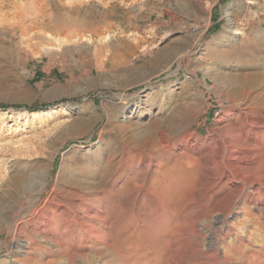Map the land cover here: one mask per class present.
Returning a JSON list of instances; mask_svg holds the SVG:
<instances>
[{"label": "rangeland", "instance_id": "obj_1", "mask_svg": "<svg viewBox=\"0 0 264 264\" xmlns=\"http://www.w3.org/2000/svg\"><path fill=\"white\" fill-rule=\"evenodd\" d=\"M240 84L264 105V0H0V264H264L205 167Z\"/></svg>", "mask_w": 264, "mask_h": 264}, {"label": "bare ground", "instance_id": "obj_2", "mask_svg": "<svg viewBox=\"0 0 264 264\" xmlns=\"http://www.w3.org/2000/svg\"><path fill=\"white\" fill-rule=\"evenodd\" d=\"M233 34L238 35V31H234ZM223 99L229 103V107L214 119V124L218 126L217 131L215 130L217 134L214 139L215 147L213 151H209L205 160L207 171L212 174L211 177L215 176L213 191L217 193L224 184L231 205L236 206L237 201L243 198L241 202L264 208V199L259 197L263 191L264 198V184L259 181V175L264 177V115L256 114L257 110L255 112L254 109L256 107H252V103L255 102L257 105L259 103L261 108L263 104L253 101L255 98L245 92L244 84L225 91ZM62 109V106L52 107L50 113L54 114ZM43 114V111H33L28 113V116L37 119ZM18 178L21 179V177ZM247 214L244 208L243 216ZM237 219L236 213L232 221L237 222ZM261 247L264 248V242H261ZM256 264H262V262L258 261Z\"/></svg>", "mask_w": 264, "mask_h": 264}]
</instances>
